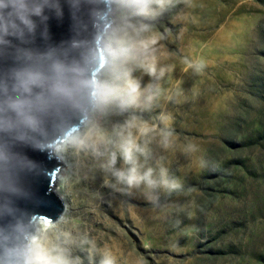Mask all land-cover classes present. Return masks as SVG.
Returning a JSON list of instances; mask_svg holds the SVG:
<instances>
[{"label": "rangeland", "instance_id": "374dc122", "mask_svg": "<svg viewBox=\"0 0 264 264\" xmlns=\"http://www.w3.org/2000/svg\"><path fill=\"white\" fill-rule=\"evenodd\" d=\"M109 1L95 91L119 92L131 79L143 95L138 106L118 97L96 104L63 145L62 186L75 183L79 165L95 167L97 199L75 206L69 199V217L46 221L29 248L57 243L79 264H100L105 251L116 264H264V0H194L193 27L182 36L177 5L144 16ZM153 63L156 76L146 70ZM160 68L170 70L157 78ZM141 121L155 131L141 137L128 127ZM129 132L147 148V156L137 154L141 170L152 167L158 177L163 166L182 190L169 195L111 180L103 166L116 153L115 168L128 167L117 144Z\"/></svg>", "mask_w": 264, "mask_h": 264}, {"label": "water", "instance_id": "95a60500", "mask_svg": "<svg viewBox=\"0 0 264 264\" xmlns=\"http://www.w3.org/2000/svg\"><path fill=\"white\" fill-rule=\"evenodd\" d=\"M39 2L44 11L34 17L33 30L18 24L7 35L0 32V259L6 248H29L35 219L53 221L63 210L50 186L64 165L51 148L81 127L93 106L96 72L104 64L101 43L111 22L109 0ZM56 64L64 66L62 75ZM24 70L42 73L45 82L24 93L16 81ZM58 82L69 95L53 91ZM17 97L32 101L35 129L7 107Z\"/></svg>", "mask_w": 264, "mask_h": 264}, {"label": "clouds", "instance_id": "9594fccd", "mask_svg": "<svg viewBox=\"0 0 264 264\" xmlns=\"http://www.w3.org/2000/svg\"><path fill=\"white\" fill-rule=\"evenodd\" d=\"M116 3L122 7L134 9L139 15L154 16L175 6L179 3V0H116ZM43 11L44 5L39 0H0V32L7 35L9 29L16 28L18 24L31 31L35 27L34 17L41 16ZM158 38L153 37L148 43L154 44ZM145 47H147V44H145ZM186 63L197 74L202 70L203 65H193L191 62ZM146 70L150 76H156L157 74V68L154 63L147 65ZM167 70L170 69L160 68L159 77L157 78L163 77ZM55 71L59 76L63 74L65 68L62 64H56ZM124 76L127 77L128 73L125 72ZM45 79L42 73L33 70H24L16 74L17 87L24 93H30L34 86H41ZM53 91L63 95L70 94L68 89L59 82L55 85ZM142 95L140 85L131 79H127L126 86L121 91L117 92L112 89L100 91L98 89L93 100L97 105H101L112 98L118 97L122 105L138 106ZM154 98V94L148 95L146 97L147 103L150 105ZM39 102L41 104L44 103L42 99ZM31 104V100L20 97L9 98L7 101V107L14 111L27 126L35 129L38 126V121L28 111ZM166 119V116H161L162 121ZM128 127H135L141 137L148 136L155 131L153 126L144 121L130 123ZM172 138L173 132L171 130L166 131L162 139V144L165 148L172 146ZM189 147L192 148L193 146ZM117 149L123 163L128 167L115 168L117 162L116 153H112L108 163L103 167L106 170H111L112 175L119 183L126 184L129 188H138L144 185L150 190L161 189L169 195L182 190V183L176 177L171 176L169 170L163 166L159 168L158 177L154 176L155 170L152 167L141 170L143 166L140 164L137 154L147 156V148L146 146H141L137 142V137H133L131 132L126 137H121L117 144ZM5 239L7 238L5 237ZM0 264H79V261L71 259L67 249L62 248L59 244L49 243L48 246L42 245L41 249H36L35 247H25L23 249L6 248L4 258L0 259ZM100 264H116V259L110 251H105Z\"/></svg>", "mask_w": 264, "mask_h": 264}, {"label": "bare ground", "instance_id": "6f19581e", "mask_svg": "<svg viewBox=\"0 0 264 264\" xmlns=\"http://www.w3.org/2000/svg\"><path fill=\"white\" fill-rule=\"evenodd\" d=\"M109 5H110V1H109ZM176 5H177L176 11L178 13L176 19L181 21V23L184 25V28L180 31V35L182 36L186 32L185 26L187 27V30H191L193 27L195 4H194V0H179V3H177ZM108 17H109V12H108ZM95 105L96 103H94L93 100V106L90 110L87 111L86 115L92 114L94 112ZM84 122L85 121L82 122L81 127L73 131L63 141L55 144L51 148L52 156L56 158L60 163L62 162L60 156H62L63 145L67 142H71L74 139V137L78 134L77 131L80 132L81 129L84 127ZM60 173L61 170L58 172L55 179L52 181V185L50 186V192H53L60 199L63 205V210L60 213V215L55 220L51 221V224H57V225L63 224L64 219H66V216L69 217L70 212H68V208H67L68 207L67 201L69 199H71L72 206H75L76 204H80L82 201L91 202L94 199H97V196L93 192H91V190L94 187L96 178H98L99 175L95 167L89 169V171H86L83 165H79L73 171V174L75 175V183L74 184L66 183L65 185L63 184L62 186V178L58 176L60 175ZM83 177H86L87 179H90L92 181L90 184L92 186L89 187L88 189L85 188V185L82 182ZM111 180L114 183L117 182L115 177H113ZM42 225L46 226L47 225L46 221H43L42 219H35L33 222V229H34L33 234H35L37 228H40V226ZM32 237L29 246L32 243Z\"/></svg>", "mask_w": 264, "mask_h": 264}]
</instances>
